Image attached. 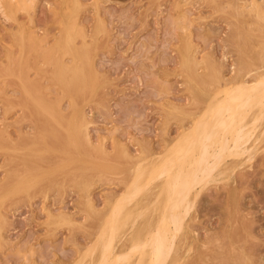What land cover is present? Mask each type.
I'll list each match as a JSON object with an SVG mask.
<instances>
[{
	"label": "rangeland",
	"instance_id": "rangeland-1",
	"mask_svg": "<svg viewBox=\"0 0 264 264\" xmlns=\"http://www.w3.org/2000/svg\"><path fill=\"white\" fill-rule=\"evenodd\" d=\"M249 1L36 0L32 8L8 11V17L0 8V194L6 195H0V264L96 261L98 251L90 257L81 252L96 239L109 204L125 190L133 164L127 153L144 157L163 152L182 125L190 127L195 121L191 112L204 106L196 103L197 81L190 79L181 63L184 42L191 41L195 54L201 56L203 76L211 66L218 70L222 87L254 80L253 69L264 64V18H257L264 0H253L258 11L243 7ZM67 27L74 29L77 49L87 50L84 60L72 59L65 43ZM59 62L68 67L82 62L81 77L72 69L70 80L66 77L63 83L56 76ZM79 119L90 133L91 146L72 131ZM260 124L254 134L258 139L254 156L198 193L186 219L181 264H264V119ZM5 173L12 174L8 178ZM15 175L23 183L18 191L9 186ZM86 191L95 212L84 203ZM145 204L140 208L143 216L134 215L135 227L142 225V230L136 229L139 238L144 237L145 225L152 226L159 218L158 203L155 211L153 204L145 211ZM137 257L138 253L133 260Z\"/></svg>",
	"mask_w": 264,
	"mask_h": 264
},
{
	"label": "bare ground",
	"instance_id": "bare-ground-1",
	"mask_svg": "<svg viewBox=\"0 0 264 264\" xmlns=\"http://www.w3.org/2000/svg\"><path fill=\"white\" fill-rule=\"evenodd\" d=\"M34 1H36V0H0V8H1V11L3 12V14L5 13L6 16L8 17L9 16L8 13H10L12 10L14 11V9L20 8L23 10V9H28L30 7L32 8ZM72 1H74V0H72ZM68 4H70V3H68ZM71 4H72V2H71ZM96 4L97 3H95V5ZM77 6L79 7L78 4H77ZM244 6H245V8L248 7L247 8L248 10L249 9L250 10L260 9L259 5H257L253 0L249 1L248 3L246 2V4H243V7ZM263 7L264 6H262L263 13L258 14V16H259V17H257L258 19L261 17L264 18ZM95 8L97 9L98 7H95ZM77 9H79V8H77ZM8 11H10V12H8ZM234 11H235V9H234ZM2 12L0 14H2ZM25 12H26V10H25ZM77 12L74 15H76ZM254 12L256 14V11H254ZM180 13L182 14L181 11H180ZM180 13H178V14H180ZM235 13H236V11H235ZM10 16H12V15H10ZM182 16L184 17V15H182ZM183 17L181 20H184ZM71 18L72 17H70V19ZM185 19L188 20L186 17H185ZM71 21L73 22V20H71ZM100 21H103V20H100ZM74 22H75V20H74ZM74 22L72 24H74ZM187 22H189V21H187ZM101 25H102V23H101ZM186 26H188V25H186ZM69 27H70V25H69ZM73 27H74V25H73ZM80 27H76V29L77 28L80 29ZM65 31H66L65 43L67 46H69L71 48V53H73V55H74V57L72 59L73 60L75 58L78 59V57H79L80 59L83 58V60H84L87 57L88 52H87V50H83V49L79 50L75 46L74 35H73L74 29L73 28L70 29L67 27V29H65ZM190 33L191 32H189V38H190ZM19 36L21 37V35H18V38L20 39ZM60 40H62V39L60 38ZM59 42H61V41H59ZM180 44H182V41ZM192 44L193 43H191V41H186V42H184L183 47L182 46L180 47V49L182 48V58H183V59H181L182 60L181 63H183V67H184L185 71L187 72L188 76L190 77V79L195 80V82L197 81L196 85H197V92L198 93L195 96L196 103L202 102V103H204V106L198 112L197 111L191 112V116H193L195 121L192 123V125L190 127H186L185 125H182L180 133L177 135V137L172 139L166 147H164L165 149L163 152L152 153V154H150V156L147 155L144 157L142 155H133V154L127 153L128 157L130 158V160L133 164L130 168L131 175L127 180L125 190L118 195H117V193L115 194L117 196H115L113 201L111 200L112 201L111 205L109 204L110 208H109V210H107L108 213L105 212L107 215L105 216L103 223H101L102 225L99 227V231L97 230L98 231V234L96 235L97 237L96 236L93 237L96 239L92 240V242H91L92 244H89L90 246L86 247L84 250L82 249L84 253L81 252L84 256L89 255V257H90V255L92 253H94L95 251H98L99 252L98 258L96 259V261L93 264H181V258H183V256H184V253L181 251V247H182L184 239L188 233V231H187L188 227L186 224V221H187L186 219H187V217H188V215H189V213H190V211L194 205V201L197 198V195H199L198 193H200L201 188L203 186L207 185L210 181H213V180L218 181L216 179H218L227 170L234 169V168H236L237 165H239V163L242 162V164H243V161L245 162V160L252 158V156H254L256 150L258 149L256 146V143H255L258 139H257V137L256 138L254 137V134H255L256 128H258L261 125L260 121H262V119H264V64L261 65V63H260V65H257L255 67V69L252 68L253 70H255V72H257L254 80L248 81L245 79H241L236 84H233V85L229 84V85H225V87H222L221 86L222 85L221 80L223 78L221 77L220 73L218 72V70L214 66L209 67L210 73L209 74L207 73L208 76L207 75L203 76L204 74L201 71V69L205 68V66L202 65L203 60H201V56H200V59L197 57V55L195 54V51L193 50L194 44L193 45ZM195 45H196V43H195ZM62 46L64 47V45H62ZM62 51H63V49H62ZM180 58H181V55H180ZM72 63H73V61H72ZM75 63H77L76 60H75ZM55 67H57L56 68L57 69V73H56L57 78H59V80H61V81L63 80V83H64L65 82L64 79L66 77L69 79V76H67V75H68V72L70 70L73 69L75 71L74 72L75 76L76 75L80 76L83 72L82 69L84 68V65H82V62H81V64H77V65H73L71 67H68L67 63L64 64L63 62L62 63L59 62V63H57V65H55ZM16 68L19 69V66ZM93 70L95 71L94 68H93ZM3 73L5 74V72H3ZM8 73H9V71H8ZM18 74L19 75L21 74V69H20V72ZM24 74H26V72ZM187 74H185V76ZM50 75H51V73H50ZM72 75H73V73H72ZM3 76H5V75H3ZM12 77H13V75H12ZM202 77H204V78L202 80H200ZM205 77L210 80V85L212 84L215 86L214 89H211L210 85L209 86L207 85L208 83L206 82L207 79H205ZM20 78H22V77H20ZM24 80L22 79L23 82H24ZM55 80H56V78H55ZM26 81L27 80H25V82ZM19 82H21V81H19ZM57 83L59 84V82H57ZM69 84H71L70 81H69ZM27 85H28V83H27ZM22 86H25V85L22 84ZM25 88L26 87H23L24 91H25ZM27 88H29V87H27ZM64 88H66V87H64ZM92 88H94V86ZM212 88H213V86H212ZM34 89H35V87H34ZM28 91H29V89L28 90L26 89V92H28ZM70 95H72V94L70 93ZM25 99H26V97H25ZM36 102H38V101L36 100ZM47 103H49V102H47ZM74 104L72 103L73 106H74ZM42 105H44V104H42ZM37 106H40V103H38ZM170 106H172V105H170ZM41 107L45 110L44 106H41ZM172 107L175 110H177L178 112L184 111L181 107H178L177 105H173ZM31 109H32V107H31ZM58 109H59V106H58ZM35 111H36V108H35ZM37 114H38V112H37ZM47 114H49L50 117L53 116V113L52 114L47 113ZM20 116H21V114H20ZM22 117L23 116H21V118ZM53 119L56 122V124H59V123H57L58 121H56V118L53 117ZM59 120H60V117H59ZM165 120H166V118H165ZM2 121L4 122V120H2ZM82 121L79 119L77 121L76 126L74 128H72L73 129L72 131L74 133H76L77 136L83 140L85 145L91 146L92 142H91V139L89 136L90 133L87 132V128H86L85 124L82 123ZM180 121H182V120H180ZM67 123H68V121H67ZM73 125H74V123H73ZM262 128H264V127H262ZM66 130H68V129H66ZM261 132L264 133V129H263V131L261 130ZM261 132H258V133L262 134ZM258 138H260V135L258 136ZM68 139H69V137H68ZM1 141H2V138H1ZM0 144L2 145V143H0ZM3 145H5V144H3ZM73 147L75 148L74 145H73ZM101 147H102V145H101ZM3 148L6 149V147H3ZM7 150H8V148H7ZM12 150L13 149H11V151ZM14 150H13V152H14ZM43 152H44V150H43ZM37 154H39V153H37ZM94 154H95V152H94ZM42 155H44V154H42ZM46 155H44V156H46ZM76 155L78 156V153ZM38 156H41V155H38ZM44 156H41L40 159L42 158V160H43V158H44V160H45L46 157H44ZM99 157H100V155H99ZM36 158H37V156H36ZM49 158H51V157H49ZM76 159H77V157H76ZM85 159L86 158H84L83 160H85ZM68 160H71V159L69 158ZM68 160H67V162H68ZM72 160H74V159H72ZM49 161L51 162V160H49ZM54 161H53V163H54ZM72 162H74V161H72ZM60 164H62V162ZM102 165H104V164H102ZM36 166H39V165L36 164ZM55 166H57V165H55ZM104 168L107 170L106 167H104ZM21 169H23V168H21ZM232 171H234V170H232ZM19 173H20V171H19ZM7 174H9V173H7ZM7 174H6V176H7ZM9 176H7V177L9 178ZM25 178H27V177H25ZM19 179L15 175L14 177H12L11 184L9 185L12 187L13 190L15 189V191L20 190L22 187L21 184H23V183ZM222 179H225V178H221L220 180H222ZM5 180H6V178H5ZM83 180L85 181L84 178H83ZM3 182H4V180H3ZM30 183H31V179H30ZM77 183H78V181H77ZM88 183H89V181H88ZM148 183H151V184L153 183V185L149 189L146 190V185H148V186L151 185ZM25 185H26V183H25ZM79 185L80 184L78 183V186ZM83 185L88 187V185H85V184H83ZM79 188H81V186ZM12 189L7 190V192L11 191ZM23 189H27V186H26V188H23ZM5 192H6V190H5ZM1 194L4 195V193H1ZM86 194H87V191L84 195H86ZM4 196H6V195H4ZM82 197H84V196H82ZM91 197H93V196H91ZM1 198H2V195H1ZM87 198L88 199H86V200H88V202H84V203L85 204L87 203L86 207L88 208V210L94 211V212L97 211L94 202L92 201V199H90V194H87ZM156 202L158 203V208L160 205V208L159 209L157 208V210H156V212L159 211L158 212L159 214L156 213V215H159V218L155 219L156 223L154 222V225H152V226L149 223L146 224L145 225L146 228H144L145 229L144 237L139 238V235H138L139 233L137 230L140 228V226L142 228V225H140L139 228L137 229L135 227V219L139 215L143 216V210H140V208H142L141 204L146 203L145 204L146 207L143 206L144 210L145 209L149 210V208L152 207V210L155 211L154 207H156V204H154V203H156ZM150 204L151 205L153 204L154 206L153 205L151 206ZM106 205H107V203H106ZM48 211L49 210H47V212ZM145 211H144V213H145ZM49 212H51V211H49ZM49 212H48V214H49ZM66 214H68V213H66ZM134 215H136L137 217L135 218ZM1 216H2V214H1ZM56 216L57 215H55V217ZM142 216H141V218H142ZM67 217H68V215H67ZM88 217H89V215H88ZM58 218H59V216L57 218H55V221L56 220L58 221ZM61 218H63V217H61ZM72 218H74V217H72ZM151 218H152V215H151ZM156 218H157V216H156ZM130 219H133V220L129 221ZM149 219H150V216H149ZM149 219H148V221H149ZM61 220H63V219H61ZM101 220H102V218H101ZM138 221H139V219H138ZM145 221H146V219H145ZM64 222H66V221H64ZM99 222H101V221L99 220ZM140 223H142V222H140ZM61 224H63V222ZM61 224H58V225H61ZM96 226H99V224L97 223ZM96 226H95V228H96ZM55 227H57V226H55ZM141 228H140V230H142ZM134 233H136V234H134ZM133 234L135 235V237L137 235V237L133 238L132 237ZM89 236H90V234H89ZM128 241H130L129 244H127ZM82 248H83V246H82ZM189 248L191 249V247H188L187 249H189ZM28 249H30V251H32L31 248H27V250ZM184 251H185V249H184ZM137 253H138V257L134 261L133 257ZM83 255H81V256H83ZM79 258L80 257L78 256L77 260ZM80 260H82V259H80ZM132 260L134 262H132ZM79 263H80V261H79ZM84 263H85V261H84ZM77 264H78V261H77Z\"/></svg>",
	"mask_w": 264,
	"mask_h": 264
}]
</instances>
